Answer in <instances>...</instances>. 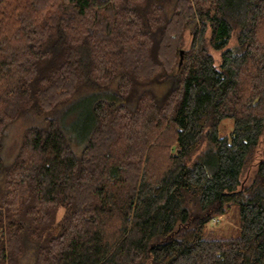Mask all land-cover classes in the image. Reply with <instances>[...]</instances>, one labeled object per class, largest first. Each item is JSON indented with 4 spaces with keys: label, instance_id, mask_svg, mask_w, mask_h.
<instances>
[{
    "label": "trees",
    "instance_id": "16d2710c",
    "mask_svg": "<svg viewBox=\"0 0 264 264\" xmlns=\"http://www.w3.org/2000/svg\"><path fill=\"white\" fill-rule=\"evenodd\" d=\"M263 136L264 0H0V264H264Z\"/></svg>",
    "mask_w": 264,
    "mask_h": 264
},
{
    "label": "rangeland",
    "instance_id": "374dc122",
    "mask_svg": "<svg viewBox=\"0 0 264 264\" xmlns=\"http://www.w3.org/2000/svg\"><path fill=\"white\" fill-rule=\"evenodd\" d=\"M192 35L190 31L186 33L185 47H189ZM234 39L232 44H234ZM215 55L216 63L219 64L220 53L212 51ZM164 88V87H163ZM103 91V89H102ZM103 93L100 89H85L80 92L65 108L55 110L47 113L48 115H59L62 120L67 123L68 130L77 132L79 135L84 134L88 126V113L90 111V104L95 94ZM25 118H20L11 124L8 128V135L5 141L4 155L7 160H10L15 155L18 145L20 143L21 134L25 127ZM233 129V120L228 118L221 124L220 133L222 135H229ZM76 148L79 149L80 145L76 144ZM261 151L264 156V136L261 141ZM254 168L252 167L251 170ZM247 175V173H246ZM248 175L246 176V178ZM245 178V177H244ZM63 213V209H60L59 216ZM239 205L235 202L230 203L227 207L226 213L213 218L206 226V229L211 231V234L215 237L231 238L240 235V221H239ZM23 264H29V261L23 262Z\"/></svg>",
    "mask_w": 264,
    "mask_h": 264
},
{
    "label": "water",
    "instance_id": "95a60500",
    "mask_svg": "<svg viewBox=\"0 0 264 264\" xmlns=\"http://www.w3.org/2000/svg\"><path fill=\"white\" fill-rule=\"evenodd\" d=\"M181 58H180V65H181V63L183 62V54H184V50H181Z\"/></svg>",
    "mask_w": 264,
    "mask_h": 264
}]
</instances>
